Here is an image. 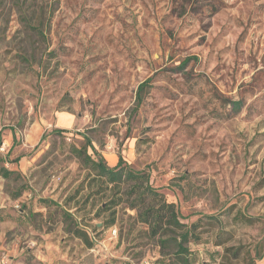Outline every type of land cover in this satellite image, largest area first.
Returning a JSON list of instances; mask_svg holds the SVG:
<instances>
[{"label":"rangeland","instance_id":"374dc122","mask_svg":"<svg viewBox=\"0 0 264 264\" xmlns=\"http://www.w3.org/2000/svg\"><path fill=\"white\" fill-rule=\"evenodd\" d=\"M88 143L197 223L191 264H264V0H0V256L183 264L135 209L95 217Z\"/></svg>","mask_w":264,"mask_h":264},{"label":"trees","instance_id":"16d2710c","mask_svg":"<svg viewBox=\"0 0 264 264\" xmlns=\"http://www.w3.org/2000/svg\"><path fill=\"white\" fill-rule=\"evenodd\" d=\"M148 80L141 83L139 92L145 87ZM58 133H63L65 129H56ZM91 143L82 147H73L72 151L80 158L83 164L90 169L87 178L86 201L94 197H103L105 204L100 206L96 212V218L103 214L105 226H112L116 223L118 207L126 205L130 209H135L136 220L147 226L149 234L159 237L162 247L168 248L173 242L176 247L175 255L183 264H191V250L187 246L190 241L199 242L200 237L195 233L197 223L188 226L180 219L179 209L174 202H169L165 194L150 183V176L145 171H136L127 166H123V156L120 155L119 163L110 166L105 158L99 156L95 158L88 152ZM5 175L13 173L12 170H5ZM44 202L48 200L44 199ZM57 206H60L55 202ZM64 219L69 220L68 226L74 235L82 239L88 247H92L95 242L91 238L89 231L80 226V222L74 215L63 210Z\"/></svg>","mask_w":264,"mask_h":264},{"label":"built area","instance_id":"2783aa9c","mask_svg":"<svg viewBox=\"0 0 264 264\" xmlns=\"http://www.w3.org/2000/svg\"><path fill=\"white\" fill-rule=\"evenodd\" d=\"M1 173H0V184H1ZM0 264H7L6 260L4 259V257L0 256Z\"/></svg>","mask_w":264,"mask_h":264}]
</instances>
